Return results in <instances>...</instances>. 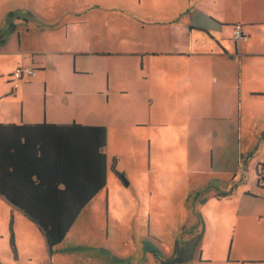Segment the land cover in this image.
<instances>
[{
	"label": "crops",
	"instance_id": "1",
	"mask_svg": "<svg viewBox=\"0 0 264 264\" xmlns=\"http://www.w3.org/2000/svg\"><path fill=\"white\" fill-rule=\"evenodd\" d=\"M92 4L87 6L94 9V20L90 12L77 10L76 20L70 22L60 18V12L34 22L39 14L30 5L18 8L15 0H0V125L27 128L31 140L36 138L33 145L48 138L47 126L100 127L78 110L83 108L84 95L94 96V84H90L94 79L85 86L80 77L94 76L95 70L104 68L112 76L121 65L136 81L133 85L126 80L124 94L129 98L138 93L141 101L172 109L180 121L171 124L183 125L178 133L187 129L188 145L183 148L189 154L219 160L225 181L238 177L243 181V171L251 168L258 188L264 190L257 178L259 164L264 163V0H94ZM236 24L243 25L246 40H234ZM117 28L120 33L114 31ZM136 65L139 75L133 72ZM26 67L34 69L36 77L17 80L16 70ZM53 73L64 76L69 84L54 82ZM8 76L13 78L14 91L7 87ZM107 79L109 91L111 80ZM31 80L34 84H26ZM104 83L96 81L101 88ZM87 89L91 91L82 93ZM37 98L44 99V111L35 107ZM17 102L23 104L21 113L15 108ZM49 104L58 106L57 111L48 112ZM198 141L203 142L201 148L192 147ZM102 151L107 183L112 166L106 148ZM214 166L212 160L210 170ZM97 182L94 173L89 180H80V185L87 195ZM229 193L211 197L218 208L203 215L202 238L205 235L207 242L208 218L214 221L215 236L209 244L195 243L197 226L190 220L186 228L190 227L191 237L177 244L172 254L157 246L142 248L143 255L137 256L135 250V255L127 256L129 262L121 263L95 261L96 250L104 247L94 246V231L74 232L86 209L101 199L100 191L53 251L38 228L36 237L40 242L43 237L49 260L32 259V264H264V215L254 213L244 222L237 209L241 200L232 190ZM224 202L231 206V218L223 212Z\"/></svg>",
	"mask_w": 264,
	"mask_h": 264
},
{
	"label": "rangeland",
	"instance_id": "2",
	"mask_svg": "<svg viewBox=\"0 0 264 264\" xmlns=\"http://www.w3.org/2000/svg\"><path fill=\"white\" fill-rule=\"evenodd\" d=\"M15 1L18 8L28 4L39 14L35 15L34 22L50 15L58 16L59 12L60 18L70 22L76 20L74 14L77 10L90 12L94 20V9L87 6L91 4L94 7V0ZM3 5L5 7L12 4ZM114 31L119 32V29ZM116 43L121 44V41L117 39ZM119 68L112 76L104 68L95 70L94 76L80 77L85 86H88L89 80L94 79V83H90L94 84V96L84 95L83 108L78 106V110L83 112V116L94 118V125L106 128V154L110 159L109 164L112 166L111 161L114 158L116 170L123 173L126 179L121 181L112 172V168L108 170L106 189L99 194L101 199L86 209L75 226L74 232L77 231L80 235L87 230L94 231V246L104 247L102 251L96 250L99 253L94 254V260L129 262L128 257L135 255V250H138L139 256L144 254L139 250L154 246L159 249L161 247L163 253L170 255L177 244H183L186 236L191 237L187 234L190 227L186 228L190 220L197 226L193 232L195 243L209 244L215 236L214 221L208 218L210 222L206 234L207 242L205 235L202 238L203 215L209 211L214 213V208H218L217 203L215 205L210 201L211 197H225L223 195L229 194L231 190L241 200L237 209L241 210L244 222L250 220L254 213L258 216L264 215V190L258 188L255 172L249 168V172L243 171V181L241 177L234 182L225 181L226 174L220 171L219 160L216 161L212 156L189 154L187 148H183L188 145L187 129L184 127L183 132L178 133L183 125L171 124L174 121L179 122V116L170 108L157 106L156 103L151 105L148 99L141 101L138 93L128 98L124 94L128 86L126 80L135 85V76H127L130 75L126 73L128 70L125 71L121 65ZM132 68L135 74H140L137 65ZM108 77L111 80L109 91L106 87V83H109ZM12 79L8 78L10 82L8 81L7 87L14 91ZM52 79L56 83L69 84L64 76L57 73H53ZM104 80V88L96 84V81ZM34 82L35 80H31L26 84L32 85ZM152 84L154 90V83ZM91 89L82 93H88ZM78 101L81 104L79 97ZM86 106L88 108H84ZM35 107L44 111V99L37 98ZM57 107L49 104L48 112L57 111ZM15 108L21 113L23 104L17 102ZM193 144L201 148L203 142H193L192 147ZM212 160L215 166L210 170ZM250 161L251 159L249 163ZM209 175L211 179L208 178ZM223 206L224 214L231 218V206L228 202H224ZM253 221L255 222V217ZM226 222L228 224L229 220ZM11 228L14 235L13 247ZM36 232H39L38 227L0 196V264H32V259L49 260V250L43 244L44 239L41 236L40 242Z\"/></svg>",
	"mask_w": 264,
	"mask_h": 264
},
{
	"label": "trees",
	"instance_id": "3",
	"mask_svg": "<svg viewBox=\"0 0 264 264\" xmlns=\"http://www.w3.org/2000/svg\"><path fill=\"white\" fill-rule=\"evenodd\" d=\"M47 127L48 138L33 145L36 138L31 140L27 128L0 125V196L25 213L53 251L62 244L88 201L106 189V155L102 150L106 148L107 131L75 124ZM115 165L114 159L112 172L125 181ZM93 172L97 186L86 195L80 180H89ZM10 238L13 247L12 228Z\"/></svg>",
	"mask_w": 264,
	"mask_h": 264
},
{
	"label": "built area",
	"instance_id": "4",
	"mask_svg": "<svg viewBox=\"0 0 264 264\" xmlns=\"http://www.w3.org/2000/svg\"><path fill=\"white\" fill-rule=\"evenodd\" d=\"M247 35L244 31V27L242 24H236L234 26V40L239 41V40H246ZM36 71L32 68L26 67V68H19L16 70L14 77L19 80L22 79L23 77L27 78H35L36 77ZM257 178L260 184L264 187V165L260 166L257 170Z\"/></svg>",
	"mask_w": 264,
	"mask_h": 264
}]
</instances>
